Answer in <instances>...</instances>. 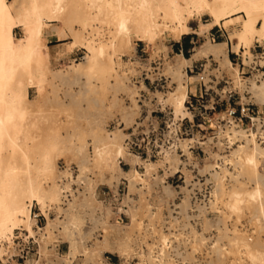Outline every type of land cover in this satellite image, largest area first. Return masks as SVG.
<instances>
[{
    "label": "bare ground",
    "instance_id": "obj_1",
    "mask_svg": "<svg viewBox=\"0 0 264 264\" xmlns=\"http://www.w3.org/2000/svg\"><path fill=\"white\" fill-rule=\"evenodd\" d=\"M195 15L211 18L202 32L239 24L228 37L235 53L243 45L251 53L255 41H264V0H0V240L21 220L35 236V203L41 208L61 205L65 186L58 167L64 156L65 163L79 167L78 181H85L87 190L63 207L68 218L49 220L46 226L52 232L63 229L69 243L58 264H74L79 256L85 257L83 264H112L106 253L118 254L126 264L133 259L139 260L136 264H264V125L259 117L247 127L233 119L219 126L217 141L228 140L230 153H216L214 164H206L213 190L208 203L195 206L188 196L175 201L170 185L157 189L150 183L151 176L160 179L153 175L166 163L180 170L174 156L143 160L127 148L123 129L106 127L118 104L125 122L133 116L120 94L134 100L136 91L129 85L133 69L123 60L136 50L134 41L154 48L166 34L179 41L192 33ZM51 22L61 38L72 39L71 47L86 49L80 62L66 69L49 67L44 38ZM18 27L22 37L15 36ZM229 41L208 37L191 56L177 55L170 66L177 86L160 98L176 119H193L186 103L196 76L187 69L211 56L231 67L239 87L251 81L249 93L255 104L264 105V79L241 77L227 51ZM46 84L52 90L43 93ZM35 85L39 95L31 98ZM60 93L64 100L58 99ZM195 141L184 138L181 146L189 152ZM123 161L131 168L125 169ZM124 179L129 186L125 199L133 204L124 209L129 222L119 224L110 218L114 206L103 208L97 189L108 184L116 190ZM87 219L92 225L85 228ZM99 227L109 234L89 244ZM3 252L0 247L1 257Z\"/></svg>",
    "mask_w": 264,
    "mask_h": 264
},
{
    "label": "rangeland",
    "instance_id": "obj_2",
    "mask_svg": "<svg viewBox=\"0 0 264 264\" xmlns=\"http://www.w3.org/2000/svg\"><path fill=\"white\" fill-rule=\"evenodd\" d=\"M211 21L210 16L208 15H195L193 20L191 21L192 26V33L189 34L190 37H195V43L192 45V51L189 53L188 56L192 55L193 49L195 46H199L202 43L205 42V40L208 37H211L213 41H222V40H228V37L230 36L231 32H234L240 28L239 24H231L229 26H226L225 24H222L220 26H217L215 29H218L221 31L218 34H214L212 36V33L214 32V29L212 30H206L202 32L203 28H206L203 24L209 23ZM51 25L46 30L45 35V42L48 44V35L51 34L50 40L52 41L50 45V54H49V61L48 65L53 70H59V69H66L68 65L73 64L74 62H80L84 55L86 49L83 47V45L78 44L76 46L71 47L70 42L71 38H61L60 34L58 33L57 29L52 25L55 24V22H51ZM225 33V34H224ZM23 30L21 27H18L15 29V36L22 37L23 36ZM223 36H219V35ZM183 37H186L183 36ZM176 40H173L168 34L163 36L159 42V46L154 48L151 45H147L145 42L142 41H134L136 44V50H132L128 52L127 54L123 55V60L125 62H128L127 66H130L133 69V72L131 75H137L140 76L144 73V71H148L149 77L152 79L148 80L147 83L140 82L139 87L133 86L131 83L130 86L134 87L136 94H139V89H144L147 91V97L148 99L145 100V104L148 105V107L152 109H158L161 111L164 115H160L159 119L161 121V127H165L172 121H176L180 119H176L174 110L170 105L163 106L162 102H160V98H167L168 93L177 86L176 78H174V73L172 69L170 68L171 65H173L177 61V55L175 53H172V44H174ZM246 46H242V52L235 53L233 51V43L232 41H229V46L227 48V51L229 53V56H231V60L235 67H238L240 70L241 77L244 79H247L248 77H251L254 81H261L264 79V41L258 42L255 41L250 51H247ZM197 65V66H196ZM195 66V67H194ZM188 74L190 76H196L195 79H193V83H190V87H192V92L196 93V85L198 86V95H200V91H203V98H199V101H197L193 96L191 95L188 101H193V107L189 109V111L194 115V127H191L192 120L190 118H187L184 120V126L183 131L186 132L184 135V138L188 137H194L198 141L197 142H204L206 141V144L203 146V148L199 147L194 150V153L187 152V155L185 157H175L177 164L176 166L179 167V169L184 173L183 177L189 181L191 179H194L196 177L202 178L203 180H207L208 182H212L211 176L208 172H206L205 166L206 164H214L213 160L216 158V153H220L221 156H226L230 153V148L226 149L223 144L218 143L217 139H211V137H215L219 135V126L227 124L229 117L227 113V109H230L232 107L239 108L241 104L249 103V108H255L254 111H248L244 114V118L242 121L239 120V125L247 127L252 122V117H259L262 124L264 125V105H258L255 104V98L252 97V94L249 93L250 87L252 86V82L249 81L246 84L243 85V87H239L238 84L234 81V72L231 69V67L221 58V57H207L202 58L199 61H196L191 67L188 69ZM146 73V72H145ZM165 75L168 78L167 84L165 85V88H162L161 85L157 86L156 83L153 84L154 78L158 77L159 75ZM51 78V76H49ZM146 85L150 89H147ZM205 87L208 89L207 93L204 92ZM52 90V87L49 84L44 85L42 88L43 93H48ZM39 95V89L37 85L32 87L30 89L29 96L31 98L36 97ZM200 97V96H199ZM121 103L125 106L130 107L133 110V116L132 119L128 122H125L122 118L121 114V108L118 104L114 107V113L113 115L108 118L106 127H108V124L111 128L109 129H123V131L127 134V129L130 125H132L135 122V118L137 117L136 110L137 108L134 107L133 103L134 100H132L127 93H121L120 94ZM226 98H231L232 103L231 105H228L226 109H221L222 104L226 101ZM59 100H64L62 97V94L60 93L58 95ZM216 104V109L212 111H204L201 105H208L209 108ZM254 105V106H253ZM147 107V106H146ZM146 107H143L146 108ZM160 113V112H159ZM118 121H121L125 123L123 124V127H117ZM191 121V123L189 122ZM117 122V123H115ZM167 122V124L165 123ZM115 123V124H114ZM182 123V122H180ZM215 127L214 130L209 129V127ZM115 127V128H114ZM191 133H190V132ZM189 134V135H188ZM263 141V140H262ZM225 143V141H224ZM197 145V144H195ZM198 147V146H196ZM132 152V151H131ZM137 155H139L137 152H133ZM63 158L64 156H61L59 159V171L61 172L63 166V162L65 161ZM66 159V158H65ZM146 160V159H143ZM164 160V159H159ZM123 167L125 169H130L131 165L127 162H123ZM166 168H171L172 170L169 173L163 172V170H166ZM163 169V170H162ZM139 170L141 172L144 171V168L140 166ZM173 172H175V169L171 167L170 164H164L163 166H160L158 168V172H155L153 176H160V179L155 181L153 177H149L151 180L152 185H157V189L159 187L164 188L166 185H170L171 188L176 193V185H180L183 192H187L188 188L185 183H183L184 179H178V176L175 178H171V180L166 179L168 175H172ZM81 174V172H80ZM108 184L102 185L97 189L99 196L102 198L103 192H108L110 189L108 187ZM186 186V189L184 188ZM109 188V189H108ZM84 196L80 197L83 198ZM80 198H76L77 200H80ZM151 201H154L155 197H148ZM157 198V197H156ZM75 200V199H74ZM178 201V200H177ZM63 207L66 208V204L61 203V205H55L56 211L58 214L64 213ZM77 213V212H76ZM82 215V213H81ZM67 214L64 213V217H66ZM114 216L110 217L111 219ZM68 218V217H66ZM51 220V219H49ZM48 220V221H49ZM56 220H59L58 218ZM249 221L250 219L247 218ZM85 222V221H84ZM129 222V219L126 221ZM48 222L41 221V226H47ZM86 225V224H85ZM84 225V227H85ZM36 224L34 222L33 229L34 231L37 230ZM87 228V227H85ZM17 229H27L26 228V222L21 220L20 225ZM20 231V230H19ZM16 229L13 233H11L8 238H3L2 241H10L13 244L12 237L17 234ZM47 232V237L40 242V251L41 247H43L47 254L43 257L47 258L49 264H55L60 263V259L58 258L60 255H64L68 249H69V243L67 242L66 234H65V240L66 243L61 244L59 252L60 255H56L55 257H51V253L53 251L50 250V245L54 242V232L45 229ZM24 233V232H23ZM212 235L216 234L215 231H212ZM31 235L30 233H28ZM109 234L108 228H106L105 235ZM104 235V236H105ZM104 238V237H103ZM103 238H97L93 237V232L89 236V244H95L98 242V240ZM2 247V246H0ZM36 247V246H35ZM54 247V245H53ZM42 253V252H41ZM2 254V253H1ZM4 254V252H3ZM49 255V256H48ZM111 257L114 260H117V264H126L128 261L127 259H122L118 256L116 253H106L105 257ZM85 257H78L77 260L74 262V264H83ZM1 259L3 257L0 256V264H2ZM110 262L111 260L107 258ZM104 260V259H103ZM102 260L95 261V262H88L86 264H100ZM129 262V261H128ZM136 262H139V260H133L130 262V264H136Z\"/></svg>",
    "mask_w": 264,
    "mask_h": 264
},
{
    "label": "built area",
    "instance_id": "obj_3",
    "mask_svg": "<svg viewBox=\"0 0 264 264\" xmlns=\"http://www.w3.org/2000/svg\"><path fill=\"white\" fill-rule=\"evenodd\" d=\"M148 73V71H144V73L140 76H133L130 74V83L135 87H139L138 85H140V82L142 81L144 84L147 83V81L151 79ZM167 81L168 78L165 75L161 74L158 77L154 78L153 84L156 83L157 86L161 85L162 88H165ZM146 87L147 89H150L148 85H146ZM204 90V92L207 93L208 89L206 87ZM138 92L139 94H136L134 96V102H136L133 103L134 107L137 108V117L135 118V122L127 129L126 145L129 151L137 152L142 159L146 160H159L165 158L167 155L179 158L185 157L187 155V152L181 146V142L182 140H184V135L186 134V132L183 131V122L185 119H180V121L172 120L166 126V128L161 127L159 116L164 114L158 109H152L145 104V100L148 99V97L146 96V90L139 89ZM192 96L195 99L197 98L196 100L199 101V98H203V91H200V95L196 93ZM186 105L188 110L191 109L193 107V101H187ZM215 105L216 104L214 103L210 108L208 105L201 106L204 111H212L216 109ZM250 106L252 105L246 103L241 104L238 109L234 107L227 109L229 117L227 124H231L230 119H233L236 123H239V120L242 121V119L244 118V114L247 112V110L249 111ZM143 107L146 108L143 109ZM194 118L195 117L193 115V119H191L192 123L191 121H189L192 124L191 127L195 126ZM118 122L119 123L117 124V127H123V124L125 125V123L121 121ZM165 123L167 124V122ZM108 128H111L109 124ZM214 128L215 127H209V129L211 130H214ZM217 137L218 135L215 137H211V139H217ZM205 144L206 141H195L193 143H190L188 149L189 153L193 154L196 148H203ZM223 145L226 149L230 148V143L228 140H226ZM218 161L222 162L221 159H218ZM61 168V174L63 175L62 182L65 186L63 190L64 192L62 203L67 204L70 200L82 197V194L87 190V184L85 181H78L80 169L76 164L73 163L68 165L67 163L63 162V166H61ZM138 168H140V165H138ZM171 170V168H166V170H163V172L165 174L169 173ZM183 174L184 173L179 170L175 173L173 172L172 175H168L166 179H176V177L178 176V179H184L183 183L187 185L186 179L185 177H183ZM67 185L69 187H67ZM102 185L105 184H101L99 187H101ZM213 185L214 183H212L211 181L208 182L207 180H203V176L202 178L196 177L194 179H191L187 185V192H183L181 186L176 185L175 188L177 195L175 201H179L182 197L188 196L194 206L200 203H208L211 197V192L213 190ZM109 188L108 192L106 191L102 193L101 199L103 200V208L105 207V205L111 203L115 208V214L113 215L114 217L111 219V221L118 222L119 224L128 223L126 221L130 219V217L125 212V210L128 209L129 206L133 204V202L132 199H125V197H127V195L129 194V186L127 184V180L124 179V181L116 190L112 189L111 187ZM131 197L134 198L136 197V195L134 193H131ZM172 206L174 208H177L174 201L172 202ZM32 216L35 219V228L37 229L35 230V236L29 235L28 233L30 232L27 229H16V231H20L12 237L13 244L10 241L0 240V246H2L1 248H3L4 250V254L2 256L3 259H1L2 264H49L47 258L43 257L40 251V242H42V240L47 237V232L45 231L46 226H41L40 223L43 220L48 222L49 219H64V214H58L55 206L47 205L44 208H41L38 203H35L32 208ZM90 225H92V223L89 219H87L85 227H90ZM104 235L105 231L101 227L93 231L94 238H103ZM53 237L54 242L50 245V250L53 251L50 255L51 257L60 255V246L61 244L66 243V241H64L65 233L63 232V229L55 231Z\"/></svg>",
    "mask_w": 264,
    "mask_h": 264
},
{
    "label": "crops",
    "instance_id": "obj_4",
    "mask_svg": "<svg viewBox=\"0 0 264 264\" xmlns=\"http://www.w3.org/2000/svg\"><path fill=\"white\" fill-rule=\"evenodd\" d=\"M215 28H214V32L212 33V36H214V34H218L221 31V29L218 30V29H215ZM51 36H52L51 34L48 35V41H47L48 45L52 42L50 40ZM219 36H223V35L221 34ZM194 41H195V37H190V35H186V37H183L181 40L176 41L174 44H172V53H175L176 55L183 54L184 56L188 57L189 53H191V51H192V47H193L192 45L195 43ZM49 47H50V45H49ZM230 58H231V56H230ZM190 90H191L190 91V96H191V95L194 94L192 92V87H190ZM198 90H199L198 86L196 85V93H198ZM231 103H232L231 98L230 99L226 98V101L222 104V108L221 109H223V108L226 109L228 107V105H231ZM249 110L250 111H254L255 108H250ZM107 258H109L111 260L112 264H117V260L116 259L114 260L113 258H111L109 256Z\"/></svg>",
    "mask_w": 264,
    "mask_h": 264
}]
</instances>
